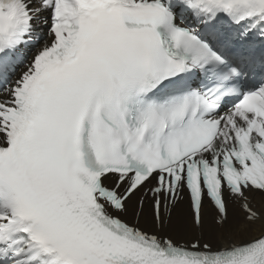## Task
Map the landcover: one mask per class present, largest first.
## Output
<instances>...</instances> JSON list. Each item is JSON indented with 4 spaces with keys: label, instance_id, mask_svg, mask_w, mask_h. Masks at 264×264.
Instances as JSON below:
<instances>
[{
    "label": "snow or ice",
    "instance_id": "1",
    "mask_svg": "<svg viewBox=\"0 0 264 264\" xmlns=\"http://www.w3.org/2000/svg\"><path fill=\"white\" fill-rule=\"evenodd\" d=\"M0 264H264V0H0Z\"/></svg>",
    "mask_w": 264,
    "mask_h": 264
},
{
    "label": "bare ground",
    "instance_id": "2",
    "mask_svg": "<svg viewBox=\"0 0 264 264\" xmlns=\"http://www.w3.org/2000/svg\"><path fill=\"white\" fill-rule=\"evenodd\" d=\"M184 210H186V208L185 206L183 207V204H182L181 208L178 211H184ZM229 213H230V216H233L234 219H238L239 210L236 209L233 205L229 206ZM205 214H206V234H208L210 232L212 213L210 212L207 206H205Z\"/></svg>",
    "mask_w": 264,
    "mask_h": 264
},
{
    "label": "rangeland",
    "instance_id": "3",
    "mask_svg": "<svg viewBox=\"0 0 264 264\" xmlns=\"http://www.w3.org/2000/svg\"><path fill=\"white\" fill-rule=\"evenodd\" d=\"M185 205L183 204V207H184ZM185 208H187L186 206H185Z\"/></svg>",
    "mask_w": 264,
    "mask_h": 264
}]
</instances>
